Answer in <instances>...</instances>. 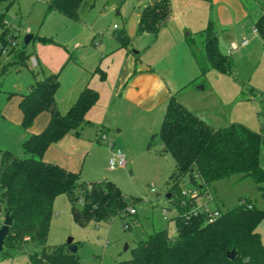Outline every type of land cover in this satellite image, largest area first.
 Wrapping results in <instances>:
<instances>
[{
    "label": "rangeland",
    "instance_id": "rangeland-1",
    "mask_svg": "<svg viewBox=\"0 0 264 264\" xmlns=\"http://www.w3.org/2000/svg\"><path fill=\"white\" fill-rule=\"evenodd\" d=\"M44 1L0 0V42L6 41L5 46H0V71L7 68L0 80V151H10L19 158L30 157L23 151L22 143L28 135L34 134L33 130L45 127L40 128L41 114L30 131L26 133L21 129L19 94L26 93L52 69L59 75L56 99L62 103L71 89L85 80L86 71L94 69L96 58L98 61L101 53L110 54L115 50L114 34L122 31L131 38L130 54L137 53L141 62L147 61L175 92L191 83L199 73L185 39L192 38L193 46L199 51L198 34L210 25L218 42L224 45L221 53L234 64L233 73L225 75L210 70L202 84L190 86L192 93L185 99L199 107L201 116L212 126L239 122L256 132L262 128L264 44L261 35H253L252 30L256 19L264 12V0H239L244 15L236 13L234 16L230 10V25L225 23L226 15L216 14L208 1L170 0V18L163 22L156 36L137 32L141 5L136 0H84L76 19L58 13L46 15ZM27 35L32 39L25 45ZM43 39L48 43L43 44ZM244 40L250 44L241 49L240 43ZM19 53L25 56L24 64L19 63ZM200 85L206 89L198 91ZM176 99L179 101L178 96ZM164 112L162 106L147 115L136 108L120 110L113 104L105 125L108 139H99L96 125L85 127L79 142L86 149L92 147L87 154L74 150L72 163L77 165L66 170L79 174L85 182L115 183L129 202L128 210L133 209L135 214L127 210L124 218L115 216L109 222H91L81 228L72 220L67 197L57 196L53 202L48 245L66 244L71 238L77 243L75 257L79 264H116L129 260L136 244L154 231L167 229L169 236H175L173 219L177 211L167 198L174 161L169 154L159 152L162 146L157 137L152 140V135L160 129ZM111 142L125 151V168L108 169L107 149ZM259 164L264 169V143ZM181 186L194 188L187 178ZM261 186L264 187V183ZM241 201L264 211V198L256 183L251 178L234 175L214 182L208 196L199 198L197 203L205 204L211 212L222 213ZM1 207L3 209V205ZM3 220L1 211L0 227ZM256 231L264 245V218ZM35 252L39 249L28 246L23 251L12 252L9 257L0 255V264H30L28 255Z\"/></svg>",
    "mask_w": 264,
    "mask_h": 264
},
{
    "label": "trees",
    "instance_id": "trees-1",
    "mask_svg": "<svg viewBox=\"0 0 264 264\" xmlns=\"http://www.w3.org/2000/svg\"><path fill=\"white\" fill-rule=\"evenodd\" d=\"M83 1L48 0L45 14L58 13L76 19ZM169 16V0H147L139 16L137 32L156 36ZM255 26L264 42V15ZM198 35L199 51L193 46L192 38H186L199 71L188 84L190 86L202 84L210 70L230 75L234 68L230 58L219 51L218 37L210 25ZM114 39L121 49H127L131 41L124 31L114 34ZM41 41L47 43L44 39ZM5 44L6 41L0 42V46ZM19 54V63L24 64L25 56ZM15 63L17 61H13ZM6 70L0 71V80ZM93 74H98L101 81L105 80V73L99 67ZM59 85V75L50 73L36 81L26 93L18 95L20 124L24 132L30 131L41 113L48 115L45 127L28 135L22 143L23 151L30 157L19 158L10 151H0V212L12 217L0 252L4 258L33 246L39 252L28 255L30 264H79L66 244H47L53 202L57 196L67 197L72 220L81 228L91 222H109L115 216L124 218L129 207L128 200L115 183L106 180L85 182L79 174L43 160L50 145L68 134L80 135L87 124L85 115L99 99L96 91L86 87L69 109L61 113L55 99ZM154 137L162 146L160 153L169 154L174 161L167 195L170 205L177 211L173 219L175 236H169L167 229L154 231L136 244L129 260L116 264H264V245L256 231L264 211L250 202L241 201L207 222L205 204L197 203L199 198L208 196L214 182L234 175L251 178L264 198V187L261 186L264 169L259 164L264 124L259 132L235 122L214 128L171 95L160 129L152 140ZM186 178L197 190L195 197L181 195V183ZM231 250L235 251V256L229 260L227 253Z\"/></svg>",
    "mask_w": 264,
    "mask_h": 264
},
{
    "label": "crops",
    "instance_id": "crops-1",
    "mask_svg": "<svg viewBox=\"0 0 264 264\" xmlns=\"http://www.w3.org/2000/svg\"><path fill=\"white\" fill-rule=\"evenodd\" d=\"M46 1L48 0L44 1V5ZM174 1H177V0H174ZM205 1H208L211 4L210 7L213 6L212 9H214L216 14H225L227 17V20L225 23H228L229 25L232 22V17L229 12L230 10L232 11V13H234V16L236 13L239 14L240 16L244 15V9L239 0H205ZM146 3H147V0H142V1L137 2L138 5H141L139 6L141 10L146 5ZM45 9H46V5H45ZM140 13L138 15V20H139ZM262 15H264V12L256 19V21ZM169 18L170 16L168 17V19ZM137 24H138V21H137ZM252 33H253V30H252ZM131 43L132 42L130 41V44ZM242 43L243 42L240 43L241 49L247 48L250 44L248 42L247 45L243 46ZM43 44H46V43H43ZM115 44H116V48L110 54L101 53L98 61H97L98 58H96L97 65L94 67V69L92 71H86L87 76L86 78H84L85 80L84 81L82 80L81 83H79V85H76L74 89H71L70 93L68 94L66 99L62 101V103H60L59 100L56 99V94H55L57 107L61 113H65L69 109V107L74 103V101L78 97L79 93L86 87H89L93 89L94 91H96L99 95V99L97 103L85 115V120L87 124L81 130L80 135L75 136V135L68 134L64 136L62 139H60L59 141H57L56 143L50 145L47 148V150L44 152L43 157H42L45 162L58 165L64 168L65 170L66 169L70 170L74 168L72 166H76L77 163L76 162L74 164L72 163V159H74L72 158V155H71L72 152L75 150L77 151L78 154L80 153L83 154L85 152H86L85 154H87V152L92 147L91 145L89 149H86L85 146H83V144H80L79 142L82 140V132L84 131L85 127H87L89 124H94L98 127V130H99L98 137L101 134L104 135L106 139L110 137L108 134V131H105L106 129L105 125L108 124L107 123L108 113L112 111L113 104L117 109H120V110H123L124 108L127 110L131 108H136L148 115L152 112V110H154L155 107L162 106L163 108H165L171 95H174L175 98L176 96H178V99H179L178 102L182 106H184L188 111L195 114L202 122H204L205 124L211 127L219 128L216 126H212L210 123H208L207 118L201 116L199 107L192 105V103L188 101L189 99L188 100L185 99V98H188V96L192 93V92H189V91H192L190 90L191 89L190 85L187 84L188 86L186 85L182 87L181 89H177L178 91L173 92L172 89L168 87L163 77L159 73L154 72L150 68L147 61H145L146 63L141 62L139 55L137 53L130 54V51H129L130 44L128 45L127 49L119 48L116 41H115ZM221 46L222 48L224 47L222 42H218L219 51H220ZM233 46L237 47V44L233 43ZM93 64H95V62H93ZM96 67H99L100 70L103 73H105L104 81L100 80V77L98 74H93V71L95 70ZM50 73H56V71L51 69L50 71H48V73L43 74V75H47ZM205 89H206V86H204L203 90ZM203 90H198V91H203ZM63 106H65L66 109H63ZM121 112L123 111H120V113ZM124 112L127 113L126 111ZM41 114L43 116L41 118L40 128H43V126H45L48 121V115L47 113H45L46 116L44 115V113H41ZM231 123H234V122H231ZM235 123H239V122H235ZM40 131L41 129L33 130L32 133H38ZM111 140L113 141V139ZM108 150H109V156H110L109 147L107 151ZM123 152L125 153L124 150Z\"/></svg>",
    "mask_w": 264,
    "mask_h": 264
},
{
    "label": "built area",
    "instance_id": "built-area-1",
    "mask_svg": "<svg viewBox=\"0 0 264 264\" xmlns=\"http://www.w3.org/2000/svg\"><path fill=\"white\" fill-rule=\"evenodd\" d=\"M253 34H255V35L258 34V32H257L256 29H253ZM247 44H248V41L247 40H244L243 43H242L243 46H245ZM99 139H101V140L103 139L104 140L105 139V136L101 134L99 136ZM108 147L110 149V157L108 159V169L110 171H112V170H115L117 168H125L127 166V157H126V154L123 152V150L120 149V148H116L114 146L113 142L109 143L108 144ZM196 194H197L196 188H191V189L190 188H186V187H183L182 188L181 195L183 197L191 198V197H195ZM193 211L196 212L197 210L194 209ZM128 212L131 215L135 214V211L133 209H129ZM204 212L207 215V218H206V221L207 222L213 221L221 213L220 211H217V210L211 212L206 207L204 209Z\"/></svg>",
    "mask_w": 264,
    "mask_h": 264
},
{
    "label": "water",
    "instance_id": "water-1",
    "mask_svg": "<svg viewBox=\"0 0 264 264\" xmlns=\"http://www.w3.org/2000/svg\"><path fill=\"white\" fill-rule=\"evenodd\" d=\"M32 39V37L30 35L25 36L24 38V44L27 45L30 40ZM198 90H203L204 86L200 85L197 87ZM167 198H169V195H167ZM12 225V217L9 214H5L4 216V220L3 223L0 227V252H2L3 250V246H4V240L8 234V230L10 228V226ZM66 246H67V250L72 253V254H76L77 253V245L73 242V240L71 238H69L66 242ZM127 248V246H125V249ZM235 256V251L231 250L230 252L227 253V258L229 260H232Z\"/></svg>",
    "mask_w": 264,
    "mask_h": 264
}]
</instances>
